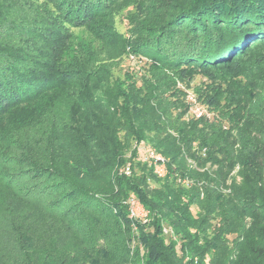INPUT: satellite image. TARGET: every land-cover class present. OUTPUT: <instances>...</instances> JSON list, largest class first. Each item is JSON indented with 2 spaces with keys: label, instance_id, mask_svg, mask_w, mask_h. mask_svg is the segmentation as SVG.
<instances>
[{
  "label": "trees",
  "instance_id": "16d2710c",
  "mask_svg": "<svg viewBox=\"0 0 264 264\" xmlns=\"http://www.w3.org/2000/svg\"><path fill=\"white\" fill-rule=\"evenodd\" d=\"M0 204V264H264V0H0Z\"/></svg>",
  "mask_w": 264,
  "mask_h": 264
},
{
  "label": "rangeland",
  "instance_id": "374dc122",
  "mask_svg": "<svg viewBox=\"0 0 264 264\" xmlns=\"http://www.w3.org/2000/svg\"><path fill=\"white\" fill-rule=\"evenodd\" d=\"M127 9L133 10V7L131 5L126 6L124 9L120 11L119 15L115 17V23H116L117 30L125 34H128V29H129L127 19L124 17V14ZM71 29H72V32L74 33V37L72 41L73 46H76L77 44V46L79 45V47H81V46H84L85 44L86 45L90 44L96 47V49L99 50V53L96 56L98 60L97 63L106 64L110 68L112 72L111 79L123 78L124 73L127 70H133V69L137 71L138 75H143V74L148 73L147 65L149 62L145 58L133 56L132 53H128V54L124 53L122 56H114V52L108 51L105 47L103 48L100 43L94 40L93 36L90 34V32L88 31L86 27L78 26V27H72ZM75 53L77 56H80L82 54V50H75ZM204 80L205 78L202 77L200 74H198L194 77V79L188 85L182 82H178L177 86L183 92L178 94L177 96H179V99L182 102L189 104V109L184 114L185 117L192 116V115L199 116V114L201 113H206L207 114L206 116H209V117L212 115V112L207 107L199 103L196 97L197 88L198 86L202 84ZM187 163L190 167L196 170H199V171H201L202 169L213 170L214 168H216V166L211 165L209 162H206L203 166L198 165L192 159H187ZM208 186H212V185L210 184ZM226 191H227L226 189L223 190V192H226ZM0 206L2 205L0 204ZM3 209L5 208L4 207L0 208V216L3 214V211H2ZM26 209L35 211L32 205H28V207L23 206L21 210L22 212H24ZM34 214H33V218H35V220H33L32 218L30 222L33 224L36 223V225L39 226L41 224L40 223L41 219L40 217L34 216ZM216 220L217 219L214 218L212 219V222L215 223ZM227 242L229 241H226V243Z\"/></svg>",
  "mask_w": 264,
  "mask_h": 264
},
{
  "label": "built area",
  "instance_id": "2783aa9c",
  "mask_svg": "<svg viewBox=\"0 0 264 264\" xmlns=\"http://www.w3.org/2000/svg\"><path fill=\"white\" fill-rule=\"evenodd\" d=\"M147 155L148 158L152 161V164L154 166V171L159 176H163L166 173L164 157L159 153L154 152L153 150H148ZM129 213L132 218L142 221L146 220L147 210L135 198H130L129 200Z\"/></svg>",
  "mask_w": 264,
  "mask_h": 264
}]
</instances>
